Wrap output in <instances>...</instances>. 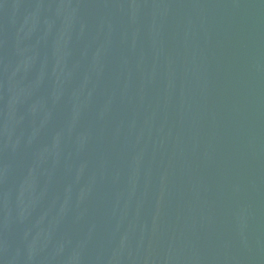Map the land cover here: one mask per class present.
Wrapping results in <instances>:
<instances>
[{
	"label": "water",
	"instance_id": "water-1",
	"mask_svg": "<svg viewBox=\"0 0 264 264\" xmlns=\"http://www.w3.org/2000/svg\"><path fill=\"white\" fill-rule=\"evenodd\" d=\"M0 264H264V0H0Z\"/></svg>",
	"mask_w": 264,
	"mask_h": 264
}]
</instances>
